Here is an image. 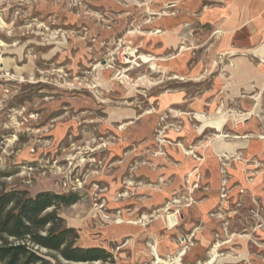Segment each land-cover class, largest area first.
<instances>
[{"label": "rangeland", "instance_id": "rangeland-1", "mask_svg": "<svg viewBox=\"0 0 264 264\" xmlns=\"http://www.w3.org/2000/svg\"><path fill=\"white\" fill-rule=\"evenodd\" d=\"M178 6L166 0H0V193H78V203L59 209L63 226L77 229L75 246L112 253L108 261L75 262L38 247L52 264H177L182 249L179 264H264V155L215 156L218 203L202 216L193 210L204 198L194 191L185 196L190 180L179 189L172 177L150 174L161 172L162 161L174 162L177 148L184 153L187 123L198 131L197 116L215 128L226 120H213L218 110L205 112L213 119L185 114L184 101L195 105L202 85L192 76L180 78L172 57L181 49H166L157 30ZM225 111L227 128L247 123L236 126L243 113ZM216 133L205 129V147L215 138L221 145ZM119 156L133 166L125 190L112 199L107 175ZM136 166L145 176L138 178ZM137 186L145 189L147 206L130 216L128 206L115 203L124 193L137 194ZM167 188L163 199L152 201ZM135 220L143 222L145 236L132 244L121 224ZM165 237L179 250L159 251V261L152 248ZM214 249L217 260L210 263Z\"/></svg>", "mask_w": 264, "mask_h": 264}, {"label": "crops", "instance_id": "crops-1", "mask_svg": "<svg viewBox=\"0 0 264 264\" xmlns=\"http://www.w3.org/2000/svg\"><path fill=\"white\" fill-rule=\"evenodd\" d=\"M166 1H173L182 6H178V13L175 17L164 14L169 18H164L159 23L161 28L157 30L161 35L163 45L166 49L174 47L181 49L177 55L172 57L176 59L177 73L180 78L192 76L195 82L202 85L199 92L195 94V105L184 101L183 105L187 110L185 114L192 113L195 116L209 117L205 112L218 110V112L224 111L226 117L220 115L218 118H209L215 121L222 118L226 120L221 124L220 121L215 122L217 123V128H215V126H204V121L197 116L200 122L198 131L187 123L180 139L184 153L177 148L175 152H172L174 162L159 159L162 161L161 172L159 174L150 172V174L154 177H172L173 188H179L185 180H190L191 184L185 187L187 188L185 196L191 191V197L195 192V195H201L204 198L193 210V215L202 216L218 203V191L222 182L213 164L215 156L234 157L239 154L244 157H262L264 155V0ZM187 19L190 25L185 27L183 22ZM190 62H192L191 66H189ZM206 81L209 82L207 87L205 86ZM186 97V93H181L179 98L186 99ZM221 101L223 106L220 107ZM225 110L232 112V115L238 111L250 112L255 117L249 119L238 130L230 125L228 129L226 127L228 113L226 114ZM207 128L216 130L215 136L217 140L220 138L221 145L215 146V138L210 143L211 147H205L206 139L203 140L202 135ZM121 140L124 141V139ZM233 144L236 147L228 149ZM222 145L228 146L227 149ZM116 146L117 151L119 148L123 149L120 143ZM187 148H193V150ZM186 151H192V153L186 154ZM199 157H204L207 164L205 165L203 159ZM114 161L115 165L107 175L110 184L109 197L112 199L125 190L126 187L122 183L125 178H129L127 172L133 166L128 161V156H119ZM136 168L135 173L138 178L145 176L143 166H136ZM194 185L197 187L194 188ZM137 189V194L130 196L124 193L122 196L124 198H120L115 203L118 206H128L127 214L130 216L140 215L146 210L145 189L142 186H137ZM125 192L130 193V190L127 189ZM168 192V188L163 192H156L152 201H160ZM130 222L134 221L121 224L128 227L121 234L130 236L132 244H135L145 236L143 222L138 224ZM121 234L114 233L118 237ZM157 246L159 247L158 253L160 251L164 255L179 248V245L169 237H165L161 243L158 239Z\"/></svg>", "mask_w": 264, "mask_h": 264}, {"label": "trees", "instance_id": "trees-1", "mask_svg": "<svg viewBox=\"0 0 264 264\" xmlns=\"http://www.w3.org/2000/svg\"><path fill=\"white\" fill-rule=\"evenodd\" d=\"M79 200L78 193L42 191L35 197L23 190L0 193V264H52L38 247L75 262L111 259L105 248L75 246L80 234L72 226H63L59 209Z\"/></svg>", "mask_w": 264, "mask_h": 264}, {"label": "bare ground", "instance_id": "bare-ground-1", "mask_svg": "<svg viewBox=\"0 0 264 264\" xmlns=\"http://www.w3.org/2000/svg\"><path fill=\"white\" fill-rule=\"evenodd\" d=\"M131 31V30H130ZM133 31V30H132ZM152 68H156V64L155 63H153L152 64ZM221 116H223V117H226V115H224V114H221V111H219L218 112ZM251 114V113H250ZM222 137V136H221ZM187 154H190V152H186ZM168 210H169V208H165V211L166 212H168ZM145 218L147 219L148 217H146L145 216ZM139 222H142V221H135V222H133L134 224L135 223H139ZM218 246V245H217ZM216 246V247H217ZM152 250H153V254L155 255V256H157V260H159V261H163V260H161L160 259V255L158 254V247L156 246V245H153V248H152ZM186 253V249H182L181 251H180V255H179V257L177 258V264H179V262L182 260V259H180V256H183L184 254ZM217 260V254H216V250L214 249V251H213V253H212V260L210 261V263H214L215 261ZM166 263H168L169 264V262H166Z\"/></svg>", "mask_w": 264, "mask_h": 264}, {"label": "built area", "instance_id": "built-area-1", "mask_svg": "<svg viewBox=\"0 0 264 264\" xmlns=\"http://www.w3.org/2000/svg\"><path fill=\"white\" fill-rule=\"evenodd\" d=\"M251 117L252 114H250V112L243 113L242 117L235 121L236 126H239L243 122H247V120H249ZM175 263H177V261ZM170 264H174V263H170Z\"/></svg>", "mask_w": 264, "mask_h": 264}]
</instances>
